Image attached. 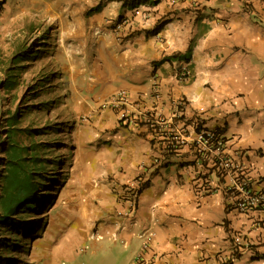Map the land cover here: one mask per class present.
Listing matches in <instances>:
<instances>
[{
	"label": "crops",
	"instance_id": "obj_1",
	"mask_svg": "<svg viewBox=\"0 0 264 264\" xmlns=\"http://www.w3.org/2000/svg\"><path fill=\"white\" fill-rule=\"evenodd\" d=\"M90 2L79 21L88 62L83 89L100 103L122 91L124 101L104 110L112 129L94 161L100 167L78 171L70 204L40 243V256H51L43 264L69 262L86 242L93 252L96 239L108 236L130 249L131 262L221 264L236 234L250 247L233 264H264V208L239 212L224 190L239 175L264 197V0ZM139 113L162 117L166 131L179 129L187 144L166 152L162 127ZM199 130L223 140L236 165L231 174L214 168L211 153L195 152ZM143 166L134 210L117 215L124 205L118 189Z\"/></svg>",
	"mask_w": 264,
	"mask_h": 264
},
{
	"label": "rangeland",
	"instance_id": "obj_2",
	"mask_svg": "<svg viewBox=\"0 0 264 264\" xmlns=\"http://www.w3.org/2000/svg\"><path fill=\"white\" fill-rule=\"evenodd\" d=\"M90 1L0 0V82L5 72L17 74L13 88L0 84V138L6 131L7 111L18 110L19 126L37 128L34 132L40 133L34 139L45 144L43 156L48 161L58 159L54 169L46 166L48 177L56 178L37 188L38 209L19 216L25 222L35 220L29 232L20 233L17 225L0 230L3 242L10 245L0 248V254L13 257L8 264H43L50 259L40 256V243L46 240L55 217L70 204L78 171L100 167L94 161L98 162L96 155L112 129L105 123L104 110L114 107L105 103L107 98L97 102L83 89L88 62L79 21ZM17 57L24 59L15 62ZM56 126L60 128L54 129ZM21 138L27 142L26 137ZM83 246L84 252L63 264L133 263L130 249L126 251L118 238H97L93 252L89 242Z\"/></svg>",
	"mask_w": 264,
	"mask_h": 264
},
{
	"label": "trees",
	"instance_id": "obj_3",
	"mask_svg": "<svg viewBox=\"0 0 264 264\" xmlns=\"http://www.w3.org/2000/svg\"><path fill=\"white\" fill-rule=\"evenodd\" d=\"M19 59L20 57H17L15 62ZM11 72H7V74L5 72V77L0 82L7 89L13 88L16 83L17 74ZM19 114L18 110L7 111V115H5L6 131L0 138V158L3 161L0 163V230L6 226L17 225L22 233L29 232L30 224L35 220L25 222L19 216L27 213V210L38 209L37 188L47 186L49 181L56 178L48 177L46 166L54 169L58 159L48 161L47 157L43 156L45 144L34 139V134L40 133L34 132L37 128L32 131V128L27 126H19ZM57 128L60 127H54V129ZM21 137H26L27 142L24 143ZM4 240L5 237H0V248L10 246L3 242ZM25 252H28L27 249ZM12 258V256L5 258L0 254V263L4 261L2 264H8Z\"/></svg>",
	"mask_w": 264,
	"mask_h": 264
},
{
	"label": "built area",
	"instance_id": "obj_4",
	"mask_svg": "<svg viewBox=\"0 0 264 264\" xmlns=\"http://www.w3.org/2000/svg\"><path fill=\"white\" fill-rule=\"evenodd\" d=\"M171 3L179 0H169ZM191 4L195 3V0H189ZM122 24V20H118L114 27L118 28ZM179 78L185 77V72L180 70L178 72ZM124 101L123 92L119 91L110 95L105 103L111 107H118L120 103ZM135 118L140 117L144 122L150 126L157 127L156 125L161 126L160 136L164 139L163 148L168 153H175L179 148L184 147L187 144L186 137L182 134L179 129L171 128L166 131L165 123L166 120L162 117L153 118L148 113H139L134 115ZM119 118L123 121L129 122V120H124L125 116L123 112L120 113ZM158 130V128H157ZM158 130V131H159ZM167 132V133H166ZM191 144L196 153L209 152L211 153L210 160L214 165V168L217 169L222 175L231 174L232 170L235 168L233 159L229 155L224 154V142L220 136L214 130H199L197 131ZM158 161L153 160V164H156ZM132 179H130L126 184L122 185L117 193L120 197L121 202H123L122 210L117 212V215L128 216L132 213L135 208L138 193L146 181L145 167L143 166ZM231 171V172H230ZM224 190L231 194L233 197L234 207L237 211L246 213L254 208L261 207L264 208V197L260 193L254 192L250 185L249 181L239 175L232 176L231 180L225 185ZM149 240V235L144 234V240L142 248H146ZM250 247L248 240H246L242 235L236 234L232 235V244L230 253L226 256L221 257L219 263L221 264H233L235 258L239 257L244 249ZM140 256L135 258V261L132 264H140ZM218 264V263H217Z\"/></svg>",
	"mask_w": 264,
	"mask_h": 264
}]
</instances>
